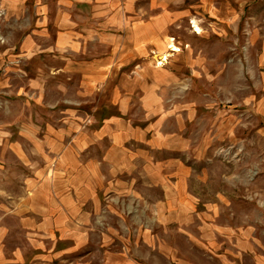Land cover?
<instances>
[{
	"label": "rangeland",
	"instance_id": "obj_1",
	"mask_svg": "<svg viewBox=\"0 0 264 264\" xmlns=\"http://www.w3.org/2000/svg\"><path fill=\"white\" fill-rule=\"evenodd\" d=\"M59 5L0 0V264H229L264 234V0L100 1L125 47L80 54Z\"/></svg>",
	"mask_w": 264,
	"mask_h": 264
},
{
	"label": "crops",
	"instance_id": "obj_2",
	"mask_svg": "<svg viewBox=\"0 0 264 264\" xmlns=\"http://www.w3.org/2000/svg\"><path fill=\"white\" fill-rule=\"evenodd\" d=\"M57 1L60 4L59 7L64 8V14L67 16L64 21L65 27L59 33L60 44H56L58 50L80 54L87 49L99 48L100 45L113 49L125 47L124 44H99L100 30L108 29L110 25L107 22L104 25V21L113 15L112 10L97 8L99 2L105 0ZM71 16H74L76 20L72 21ZM73 26L75 28H72ZM105 39L102 38L101 42ZM114 60L115 58H110L106 64L115 63ZM224 236L220 246L225 252L223 257L229 261V264H264V234L259 233L258 228L228 227L225 229ZM3 253L4 251L0 248V259H4Z\"/></svg>",
	"mask_w": 264,
	"mask_h": 264
},
{
	"label": "bare ground",
	"instance_id": "obj_3",
	"mask_svg": "<svg viewBox=\"0 0 264 264\" xmlns=\"http://www.w3.org/2000/svg\"><path fill=\"white\" fill-rule=\"evenodd\" d=\"M195 28L197 31H201L200 27L195 23L194 24ZM173 39L170 38V41H172ZM170 47L172 48V50H179V48L177 46H175V44H170ZM167 58V55L163 56L162 59L165 60Z\"/></svg>",
	"mask_w": 264,
	"mask_h": 264
}]
</instances>
